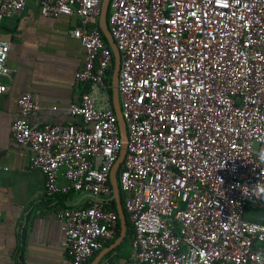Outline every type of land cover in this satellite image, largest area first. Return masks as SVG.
<instances>
[{
    "label": "built area",
    "instance_id": "built-area-1",
    "mask_svg": "<svg viewBox=\"0 0 264 264\" xmlns=\"http://www.w3.org/2000/svg\"><path fill=\"white\" fill-rule=\"evenodd\" d=\"M27 2L0 0V25ZM101 3L38 0L42 17L79 18L70 35L84 51L74 74L84 90L68 108L79 121L33 126L41 106L24 93L10 127L47 198L89 196L55 213L68 264H87L118 232L107 205L121 139L108 94L113 55L96 26ZM107 28L120 55L127 146L117 181L135 264H264V201L241 192L264 182L255 156L264 147V0H110ZM8 53L0 41V95Z\"/></svg>",
    "mask_w": 264,
    "mask_h": 264
},
{
    "label": "crops",
    "instance_id": "crops-1",
    "mask_svg": "<svg viewBox=\"0 0 264 264\" xmlns=\"http://www.w3.org/2000/svg\"><path fill=\"white\" fill-rule=\"evenodd\" d=\"M78 24L76 16L42 17L38 0H28L23 11L5 18L0 25V41L9 44L7 66L11 70L3 79L8 90L0 95V264L69 263L64 234L55 213L61 208L83 205L89 196L71 192L47 198L43 174L30 167V149L13 140L10 127L18 118L17 99L24 93L32 95L41 106L39 112L29 117L33 126L45 123L67 125L79 121L68 113L69 106L80 100L84 90L74 78L84 63V51L70 35ZM99 25L100 16L96 20L100 29ZM53 107L56 110H52ZM59 183L64 185L65 180L61 178ZM121 203L123 207V201ZM124 215L126 221L125 211ZM120 230L119 219V233ZM116 239L106 243L100 251ZM127 244L131 256L123 251ZM105 255L98 264L105 260L112 264H132L135 261L130 240L111 258H104Z\"/></svg>",
    "mask_w": 264,
    "mask_h": 264
},
{
    "label": "water",
    "instance_id": "water-1",
    "mask_svg": "<svg viewBox=\"0 0 264 264\" xmlns=\"http://www.w3.org/2000/svg\"><path fill=\"white\" fill-rule=\"evenodd\" d=\"M109 2L110 0H102L99 26H100V30L104 38L107 41L108 46L110 47L112 51L113 60H114L113 71L111 75V92H112L111 101H112L113 110L118 120L121 147H120L117 160L114 163L110 171L109 181H110V185L112 189L111 200L114 201L116 204V210L119 215V219L121 223V230H120V233L117 239L110 246L100 251L97 254V256L90 262V264H98L105 254H107L109 251L117 247L122 242V240L125 237V232H126V221H125V215H124V211H123V207H122V203L120 199V190H119L118 181H117V172L121 166V163L126 153L127 139H126L125 122L121 116L119 96H118V90H117V80H118V74H119V68H120V55L115 45V42L107 28V12H108V7H109Z\"/></svg>",
    "mask_w": 264,
    "mask_h": 264
},
{
    "label": "trees",
    "instance_id": "trees-1",
    "mask_svg": "<svg viewBox=\"0 0 264 264\" xmlns=\"http://www.w3.org/2000/svg\"><path fill=\"white\" fill-rule=\"evenodd\" d=\"M102 37H103V40H104V42L107 44V41H106V39L104 38V36L102 35ZM108 45V44H107ZM113 65H114V62L112 61V67L110 68V71H109V73H108V80H107V83H108V85H109V87H110V84H111V75H112V71H113ZM108 93H109V95H110V97H111V89L109 88V90H108ZM120 169H121V166H120V168H119V170H118V172H117V178H118V176H119V172H120ZM120 196H121V201H123V194L120 192ZM107 207L108 208H110V209H112V210H114V211H116V208H115V203H114V201H112V200H109L108 201V205H107ZM126 218H127V220H126V228H127V231H126V236H125V238H124V240H123V242L117 247V248H115V249H113L112 251H110V252H108L106 255H105V257L104 258H111L112 257V255L124 244V243H126L128 240H130V245H131V239H132V236H133V227H132V225H131V223L129 222V219H128V216L126 215ZM118 235H119V231L117 232V235H116V238L118 237ZM105 247H107V246H105ZM98 252H96L94 255H93V257L89 260V262L87 263V264H89L90 263V261L95 257V255L97 254ZM134 263H132V264H135V261H133ZM131 264V263H130Z\"/></svg>",
    "mask_w": 264,
    "mask_h": 264
},
{
    "label": "clouds",
    "instance_id": "clouds-1",
    "mask_svg": "<svg viewBox=\"0 0 264 264\" xmlns=\"http://www.w3.org/2000/svg\"><path fill=\"white\" fill-rule=\"evenodd\" d=\"M255 156H256V162L259 165H264V147L260 148L255 153ZM225 163H226V161H223V167H225ZM217 180L220 182V184L223 182L222 180H219V179H217ZM243 188H249V186L243 187ZM241 192L245 197L254 198L256 200L264 201V182L260 181L259 183L251 186L247 193L244 191H241ZM189 264H191V261H189Z\"/></svg>",
    "mask_w": 264,
    "mask_h": 264
},
{
    "label": "rangeland",
    "instance_id": "rangeland-1",
    "mask_svg": "<svg viewBox=\"0 0 264 264\" xmlns=\"http://www.w3.org/2000/svg\"><path fill=\"white\" fill-rule=\"evenodd\" d=\"M259 213V218H262V219H264V213L262 212V211H260V212H258ZM251 220H253L254 221V219H251ZM124 252H127L130 256H131V254H132V251H131V249H130V247H129V244H127V246L124 248V250H123Z\"/></svg>",
    "mask_w": 264,
    "mask_h": 264
}]
</instances>
